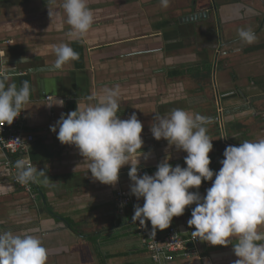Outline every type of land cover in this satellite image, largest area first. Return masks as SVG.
<instances>
[{"label":"crops","instance_id":"obj_1","mask_svg":"<svg viewBox=\"0 0 264 264\" xmlns=\"http://www.w3.org/2000/svg\"><path fill=\"white\" fill-rule=\"evenodd\" d=\"M86 2L93 12L94 23L88 33L75 36L66 23L63 3L57 6L54 0H0V66H6L7 62V67L12 68L7 84L14 82L19 88L23 80L30 83L31 94L24 106L23 126L35 141L30 145L28 158L48 177V183L43 182L46 177L36 181L39 198L33 204L12 183L0 156V232L37 236L48 250V264H152L139 242L133 222L125 216L119 217L114 206L117 190L131 194L130 165L121 168L115 185H105L92 177L88 161L78 148L61 144L57 139L58 128L57 132H52L50 126L56 124L62 113L66 115L74 107L76 110L77 104L96 102L87 97L115 86L127 91L125 87L135 81L140 87L143 104L138 109L136 105L134 111L118 99V116L127 119L135 112L143 124L142 151L148 159H141L138 175H153L166 157H170L171 165L186 167L184 157L187 153L169 146L164 139H154L150 129L156 122L155 116L169 115L177 108H195V114L211 116L204 95L195 101L175 94L168 97L167 84L179 91L177 85H182L183 77L187 76L191 84L196 85L193 90L206 94V84L209 88L213 86L212 92L224 97L230 90L229 83L238 81L230 68L235 62L220 65L211 83L196 79L200 75L196 70L203 69L200 63L204 62L213 68L215 54V59L220 54L225 57L231 53L244 55L246 60H259V64L264 61V0H169L166 8L160 0ZM203 11L207 12V18L183 21ZM103 12L108 13V19L102 18ZM241 28L251 29L256 41L252 44L242 41L238 35ZM62 43L72 47L79 58L57 70L52 67L56 59L53 46ZM242 50L243 53H239ZM199 66L203 68L198 69ZM205 73L209 74L207 70ZM263 77L248 75L243 83L249 90L264 93L263 85L254 82L255 79L264 80ZM145 79L154 81L156 91L151 90L150 84L145 87ZM214 99L220 103L215 95ZM59 100L64 102L62 107L48 106ZM70 102L71 105H67ZM255 104L258 102H253L252 109ZM258 115L259 112L254 118ZM217 120L206 125L213 143L209 167L214 172L222 167L220 161L229 142V135H214V126L219 125ZM260 123L264 126L263 119ZM211 186L212 181H202L199 189L189 191H198L204 196ZM131 196L134 206L143 205V198L137 200ZM194 207L195 204L188 206L183 215L173 217L169 227L185 236ZM259 230L264 232V226ZM237 242L235 237L226 245L205 242L196 248V256L176 257L171 264H234L239 259L233 250Z\"/></svg>","mask_w":264,"mask_h":264},{"label":"clouds","instance_id":"obj_2","mask_svg":"<svg viewBox=\"0 0 264 264\" xmlns=\"http://www.w3.org/2000/svg\"><path fill=\"white\" fill-rule=\"evenodd\" d=\"M51 2V0H49ZM168 7L169 0H160ZM66 23L71 34L83 36L92 28L94 16L86 0H63ZM50 16L51 10L49 9ZM239 38L247 44L256 41L251 29L241 28ZM56 56L52 65L61 69L69 61L77 60L79 54L66 43L53 46ZM0 66V127L11 125L29 102L31 86L23 80L18 88L13 82L7 84L12 68ZM119 86L105 88L87 100L95 103L77 104L76 110L61 114L55 125L61 144L74 145L80 155L88 161L92 177L105 184L115 185L122 167L130 165L128 175L133 182L130 191L143 205L134 206L132 222L141 227L150 221L154 237L156 230L167 229L173 217L184 214L186 207L195 204L191 218L187 221L195 231L193 239L211 245H226L237 238L233 250L239 259L234 264H264V139L245 140L239 146L225 148L222 167L214 172L210 169L209 153L213 150L212 139L206 125L211 117L192 114L184 109H173L169 115L155 116L151 133L157 141L164 139L187 155L186 167L173 166L166 157L158 164L153 175H138L141 159H148L142 151L144 141L141 133L143 124L133 112L127 119L118 116ZM63 100L48 106H63ZM18 169L17 181L24 185L48 177L44 170L28 165L23 159L15 161ZM215 179L213 180V177ZM202 181H212V186L201 196L198 191ZM48 250L35 235L0 232V264H48Z\"/></svg>","mask_w":264,"mask_h":264},{"label":"rangeland","instance_id":"obj_3","mask_svg":"<svg viewBox=\"0 0 264 264\" xmlns=\"http://www.w3.org/2000/svg\"><path fill=\"white\" fill-rule=\"evenodd\" d=\"M54 3L57 6H60L63 3V0H54ZM102 18L104 16V19H108V13H104L101 14ZM103 20V19H102ZM244 50H242V52L239 53H243ZM217 53V52H216ZM216 56V54H215ZM212 59V64L211 66L213 68H209V64L207 62L204 63H200L203 67H198V69L201 70H196L199 71L200 75L196 78H201L204 80L201 81H207L210 79L212 80V76L213 74L216 72V70H218V67L220 65H225L228 63L235 62V65L230 67L232 72L235 76H236V80H238V84L242 85L241 89L243 90V92H245V96L246 98H248L249 102L253 103V102H258V104H255V108L251 109L250 111L247 109V105L249 102H244V100H240V99H227L225 98L226 96L224 95V97H222L221 93L216 94V92H212L211 89L213 88V86H211V88H209V86L205 84L204 89H207V93L206 94H202L199 93L196 90H193V88L196 85H192L191 81L188 79L187 76L183 77L182 81V85H177L179 89V91H175L176 87L175 86H169L167 84V88H166V96H170V95H177L178 97H182L183 99L187 100V101H195L198 98H200V96L203 97V95L205 96V98L207 99V112L209 113V115L211 116V120H216V118L218 119L217 122L219 121V125L216 124L214 126L213 132L214 135H224L227 136L229 135V142L228 145H234V146H239V144L245 140L248 141H258L261 139V136L264 135V133H262V129H263V124L260 123L261 119L264 120L263 116L264 114L262 112H264V105H261V102L264 103V93H260V92H256V91H252L249 90L247 87V84L243 83L245 82L244 80H246V77L248 75H251V78L257 77L260 78L262 75H264V68H261V65L264 63V61H261L259 64V60H246L243 55L241 54H228L225 57H220L222 56L221 54L218 55V57L215 59ZM248 58V57H247ZM221 60V61H219ZM215 67V68H214ZM208 71L209 74H206L205 71ZM203 73V74H202ZM194 74V73H193ZM232 74V75H233ZM233 75V76H234ZM168 77H166L167 79ZM194 79V77H192ZM264 78V77H263ZM156 81V79H155ZM157 82V81H156ZM241 82V83H240ZM154 81H148L147 79H145V84L147 87V84H150L151 86V90L156 91V85L153 84ZM211 83V82H210ZM208 83V84H210ZM247 83V82H246ZM144 84V85H145ZM245 84V85H244ZM138 83L133 81V83L129 84L128 86L125 87V89H127V91L122 90L121 91V95L119 97V100H121V102L127 107L129 108V110H134L136 111L135 106L137 105V109L139 108L140 105H142V101L141 100V90L140 87L137 86ZM230 85V84H229ZM231 87V85H230ZM247 87V88H246ZM233 88H231L232 91ZM215 90V89H214ZM213 90V91H214ZM256 90H258L256 88ZM128 92V93H127ZM127 93V94H126ZM243 94V93H242ZM214 95L216 96V98L218 97V100L220 103L217 102V100L214 99ZM163 97V95H162ZM215 100V101H214ZM226 100V102H224ZM231 101L230 103H228V101ZM216 102V103H215ZM148 104V106L153 107L155 106L154 103H146ZM262 108V109H261ZM147 110H151L149 108H145ZM192 114H195V108H193V110L190 109H184ZM139 111V110H138ZM156 111V110H155ZM202 110H199V112H201ZM204 111V110H203ZM259 112V115L254 118L253 113L256 114ZM252 115V116H251ZM214 122V121H213ZM238 122V124H240L241 128L238 131L237 129L234 130L232 128L233 123ZM260 123V124H259ZM174 148V146H171Z\"/></svg>","mask_w":264,"mask_h":264},{"label":"built area","instance_id":"obj_4","mask_svg":"<svg viewBox=\"0 0 264 264\" xmlns=\"http://www.w3.org/2000/svg\"><path fill=\"white\" fill-rule=\"evenodd\" d=\"M49 98H46L48 100ZM25 106V105H24ZM24 110L21 111L11 125L5 124L0 127V156H2V165L8 170L12 183L28 197L33 204L39 198L36 182L20 184L16 177L18 169L15 161L23 159L28 165L33 166L28 158L30 145L35 139L31 134L26 133L23 126ZM114 206L119 217H124L127 211L134 214V201L131 194L125 190H117L114 196ZM134 230L138 236L139 242L146 248L152 264H171L176 257L189 259L196 256L198 245L205 243L200 239H193L191 233L195 231L194 226L188 229L185 236L181 235L177 229L168 227L160 233L156 230L153 237L151 235L152 227L146 222L141 227L139 222H133Z\"/></svg>","mask_w":264,"mask_h":264},{"label":"flooded vegetation","instance_id":"obj_5","mask_svg":"<svg viewBox=\"0 0 264 264\" xmlns=\"http://www.w3.org/2000/svg\"><path fill=\"white\" fill-rule=\"evenodd\" d=\"M255 80H257V79H255ZM229 84L231 85V87H230V85L228 86V87H230V90H231V88H233V89H232V91H229V92L225 93V95H226L225 98H227V99L231 98L233 100L240 99V100H244V102H246V103L249 102L248 98H246V96H245V92L246 91L243 92V90L240 89L241 88L240 87V84H238L237 81L236 82L229 83ZM234 88H239V89L237 91H235ZM240 90H241V92L243 94H241ZM230 102L231 101L229 100L228 103H230ZM247 107H248L247 109L250 111L252 109L251 107H253V103L249 102L248 105H247ZM255 115L256 114L253 113V116L252 115L251 116L254 117Z\"/></svg>","mask_w":264,"mask_h":264},{"label":"trees","instance_id":"obj_6","mask_svg":"<svg viewBox=\"0 0 264 264\" xmlns=\"http://www.w3.org/2000/svg\"><path fill=\"white\" fill-rule=\"evenodd\" d=\"M255 82V84L256 85H263V88H264V80H262V79H259V80H255L254 81ZM253 82V83H254ZM261 85V86H262ZM67 105H71V102L69 103V104H67ZM71 108V107H70ZM73 110H75V107L74 108H71L69 111H73ZM232 128L234 129V130H240V128H241V126H240V124H238V122H236V123H233V125H232ZM213 179H215V176L213 177ZM131 217H132V214L130 213V211H127L126 212V214H125V218H127V220H130V221H132L131 220ZM158 230V229H157ZM159 231V230H158ZM160 232V231H159ZM161 233V232H160ZM143 248L146 250V248L143 246ZM146 252L148 253V251L146 250ZM149 255V254H148Z\"/></svg>","mask_w":264,"mask_h":264},{"label":"water","instance_id":"obj_7","mask_svg":"<svg viewBox=\"0 0 264 264\" xmlns=\"http://www.w3.org/2000/svg\"><path fill=\"white\" fill-rule=\"evenodd\" d=\"M208 14L206 11H203L201 13H195L192 16L185 17L183 19L184 22H193V21H198L201 20L203 17L207 18Z\"/></svg>","mask_w":264,"mask_h":264}]
</instances>
